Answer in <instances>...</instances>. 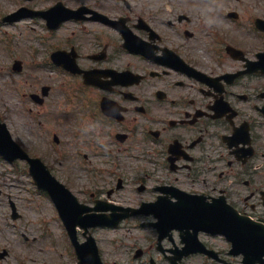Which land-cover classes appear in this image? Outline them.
I'll return each instance as SVG.
<instances>
[{
	"label": "flooded vegetation",
	"instance_id": "af4514ba",
	"mask_svg": "<svg viewBox=\"0 0 264 264\" xmlns=\"http://www.w3.org/2000/svg\"><path fill=\"white\" fill-rule=\"evenodd\" d=\"M12 4L13 11L28 8L22 20L31 27L41 26L44 62L67 92L64 133L83 146L73 153L61 146L59 163L71 184L80 174L74 155L88 171L78 190L62 179L81 202L97 206L86 214L111 215L108 203L130 201L141 209L134 218L146 223L183 212L193 196L206 202L224 196L264 220L256 208L264 198L256 165L264 153V0ZM230 45L243 52L232 55ZM151 202L155 211L143 206ZM123 231L124 241L99 248L104 264L240 263L222 236L200 232L198 243L213 249L202 253L193 252V230Z\"/></svg>",
	"mask_w": 264,
	"mask_h": 264
},
{
	"label": "rangeland",
	"instance_id": "374dc122",
	"mask_svg": "<svg viewBox=\"0 0 264 264\" xmlns=\"http://www.w3.org/2000/svg\"><path fill=\"white\" fill-rule=\"evenodd\" d=\"M13 0H0V9H12ZM249 1V0H248ZM247 2V1H246ZM27 23L2 24L0 22V111L1 118L8 121L14 137L32 154L38 155L52 163L55 175L68 182L63 177L65 169L59 163V148L62 146L70 153L78 146V139L64 133L68 125L67 116H63V106L67 104L63 90L59 86V79L52 71L44 70L41 62L45 56L43 45L37 42L36 31L32 36L27 35ZM36 42V43H35ZM34 46L38 47L36 50ZM12 47V48H11ZM199 48V47H198ZM200 50L198 54L200 55ZM24 60L21 72L12 69L14 58ZM44 84H51L52 90L44 104L32 98V93H41ZM7 117V119H6ZM60 117L62 120H60ZM63 140L57 144L54 133ZM83 150L84 147L82 148ZM84 152V151H81ZM74 155L71 162L79 170V177L88 176V171L82 169ZM128 161L134 162L129 156ZM260 160V159H259ZM258 160V162H259ZM129 161V162H130ZM48 163V162H47ZM68 163V161H67ZM262 167L258 173L264 180V157ZM5 170L1 171V170ZM77 183L71 184L75 189L82 186L79 179L73 176ZM91 186V185H89ZM0 252L3 248L9 251L5 258L0 257V264L13 262L16 264H72L73 259L67 253L69 247L61 240L65 227L57 214V209L31 180L26 170L25 161H19L15 166L0 160ZM90 188V187H87ZM78 190V189H77ZM75 192V190L73 189ZM80 198L84 194H80ZM82 195V196H81ZM83 199V198H82ZM14 202L18 218L12 217L11 202ZM132 203L124 201V204ZM136 220L131 219L115 229H94L93 232L100 246L105 251L112 248V239L118 242L126 239L123 230L131 227ZM106 230V231H100ZM132 230H148L135 226ZM24 234L29 240L24 238ZM63 241V242H62Z\"/></svg>",
	"mask_w": 264,
	"mask_h": 264
},
{
	"label": "water",
	"instance_id": "95a60500",
	"mask_svg": "<svg viewBox=\"0 0 264 264\" xmlns=\"http://www.w3.org/2000/svg\"><path fill=\"white\" fill-rule=\"evenodd\" d=\"M2 140V138H1ZM14 147L16 146V150L13 148H7L6 151L4 152L5 155L11 156V157H16V156H22L25 157L26 154L19 149V146L13 142ZM0 146L6 147V144L2 142ZM38 160V159H37ZM34 160V161H37ZM39 163V161H37ZM37 162H35L34 165H38L43 168V166L39 165ZM33 173L34 177L37 180L38 184L41 187H45L50 189V192L52 196L54 197L55 201L57 204H59L60 207H62L63 204L68 205V198H66L61 192L60 189L62 186L58 185L55 181H47L41 175V170H39V167L33 166ZM62 192L63 189L61 188ZM68 199V200H67ZM200 223H207L208 225H216L219 227V230H227L232 236L235 238L239 237V234H243L248 236V238H241L240 243L242 245V250L243 251H253L255 253H264V226L259 225L256 222H253L245 217H241L239 215H233V214H225L224 216L221 217H215V218H197L196 219ZM66 222L71 228V225L69 224L72 223L73 225L76 223H73L72 218H66ZM104 223L103 221L100 220H90L86 224L83 223V225L88 226V225H95V224H100Z\"/></svg>",
	"mask_w": 264,
	"mask_h": 264
}]
</instances>
